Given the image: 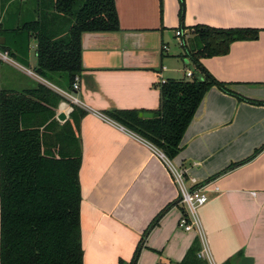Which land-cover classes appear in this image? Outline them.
<instances>
[{
    "label": "crops",
    "instance_id": "1",
    "mask_svg": "<svg viewBox=\"0 0 264 264\" xmlns=\"http://www.w3.org/2000/svg\"><path fill=\"white\" fill-rule=\"evenodd\" d=\"M19 1L6 10L0 0V40L34 17L33 10L18 9ZM116 6L119 31L82 37L79 89L72 90L78 104L65 94L66 76L49 80L37 73L36 39L21 60L11 54L14 62L0 58V95L9 91L29 105L39 102L62 125L72 119L74 105L85 112L79 131L84 264H132L138 246L136 264L203 262L198 232L179 226L183 206L167 165L150 141L109 115L122 110L154 115L163 82L186 76H177L183 68L176 62L194 71L180 56L175 32L189 33L196 25L260 33L233 42L225 55L201 59L207 74L229 91L214 86L206 93L172 162L188 177L220 187L199 209L212 256L205 264H264V0H116Z\"/></svg>",
    "mask_w": 264,
    "mask_h": 264
},
{
    "label": "trees",
    "instance_id": "2",
    "mask_svg": "<svg viewBox=\"0 0 264 264\" xmlns=\"http://www.w3.org/2000/svg\"><path fill=\"white\" fill-rule=\"evenodd\" d=\"M14 1L19 0H3L4 8ZM16 6L33 10L34 17L4 30L9 34L0 47L21 60L32 38L36 39L37 73L49 80L66 76L69 91L74 90L75 72L82 70L83 34L120 30L116 0H24ZM259 33L254 28L193 26L180 56L190 60L194 76L163 82L153 117H142L137 110L109 115L174 159L206 93L214 86L229 91L228 84L207 74L201 59L225 55L233 42L256 39ZM40 89L46 88L41 85ZM25 101L9 91L0 95V262L84 264L79 131L85 112L74 105L72 119L62 125L53 111L39 102ZM140 251L138 246L132 264ZM200 260L198 264L207 263Z\"/></svg>",
    "mask_w": 264,
    "mask_h": 264
},
{
    "label": "built area",
    "instance_id": "3",
    "mask_svg": "<svg viewBox=\"0 0 264 264\" xmlns=\"http://www.w3.org/2000/svg\"><path fill=\"white\" fill-rule=\"evenodd\" d=\"M175 34L179 40L178 45L183 50V46L187 44L189 35L184 29H178ZM164 48L167 49V46H164ZM11 57L12 56L10 55L8 50H3L0 47L1 59L9 62H14ZM186 76L189 78L193 77L194 71L187 69ZM74 89H79L78 83L74 84ZM65 94L68 95V97L73 102L77 104L81 102L80 99L71 94L70 91H66ZM150 145L153 148L154 152L158 156H160V158L167 165L173 176L174 183L179 189V204L183 206L179 226L186 231L195 230L198 232L199 236L201 237V249L198 252V257L202 260H206L207 262H211L212 256L204 241L205 236L199 217V209L209 201L208 193L210 191H219L220 187L218 185L213 186L214 181L198 182L196 179L188 177L187 170L181 167H176L173 164L172 159H170L161 149L152 144Z\"/></svg>",
    "mask_w": 264,
    "mask_h": 264
},
{
    "label": "rangeland",
    "instance_id": "4",
    "mask_svg": "<svg viewBox=\"0 0 264 264\" xmlns=\"http://www.w3.org/2000/svg\"><path fill=\"white\" fill-rule=\"evenodd\" d=\"M29 2H31V1H29ZM20 3H22V1H20V2H16L15 5H18V4H20ZM6 6H7V5H6ZM190 34H191V33H190ZM176 42H177V41H175V44L172 46V47H173L172 50L175 51V52H176V50H178L177 48H179V47H177ZM189 61H190V60H189ZM187 62H188V61H187ZM176 63H177V65L180 64V66H181L180 68H183L182 71H181L180 73H178L177 76H184V75H186L187 70H186V68H185L184 63H182L181 60H180L179 62L177 61ZM70 93L73 94L74 96H76V94H75L73 91H70ZM76 97H77V96H76ZM208 195H209V197H210V192L208 193Z\"/></svg>",
    "mask_w": 264,
    "mask_h": 264
},
{
    "label": "water",
    "instance_id": "5",
    "mask_svg": "<svg viewBox=\"0 0 264 264\" xmlns=\"http://www.w3.org/2000/svg\"><path fill=\"white\" fill-rule=\"evenodd\" d=\"M94 32H87V33H84L83 34V37L84 39L86 38V35L88 34H92ZM1 44H4L5 43V37H1V40H0ZM75 75H79V72H75ZM140 116L142 117H146V118H150V117H153V114L152 113H149V112H141L140 113Z\"/></svg>",
    "mask_w": 264,
    "mask_h": 264
}]
</instances>
